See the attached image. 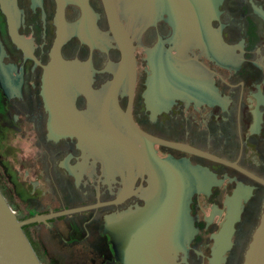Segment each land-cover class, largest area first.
Returning a JSON list of instances; mask_svg holds the SVG:
<instances>
[{"label": "flooded vegetation", "instance_id": "1", "mask_svg": "<svg viewBox=\"0 0 264 264\" xmlns=\"http://www.w3.org/2000/svg\"><path fill=\"white\" fill-rule=\"evenodd\" d=\"M146 1L114 0L136 78L111 92L121 50L103 0L88 16L66 4L55 85L57 0H0V190L19 220L47 216L23 226L42 264L245 261L264 211V0H195L206 38Z\"/></svg>", "mask_w": 264, "mask_h": 264}, {"label": "water", "instance_id": "2", "mask_svg": "<svg viewBox=\"0 0 264 264\" xmlns=\"http://www.w3.org/2000/svg\"><path fill=\"white\" fill-rule=\"evenodd\" d=\"M103 1L106 7L110 26L115 34L118 46L121 50V63L117 71L116 80H114L112 84V92L113 85L120 83L125 78L126 74H129L131 83L135 82L136 61L132 40L119 18L118 12L115 8L114 0ZM68 2L79 4L83 8L85 16L89 15V0H57L60 25H58L57 37L52 48V60L49 68L45 72V83L48 85H55L65 82L63 78L66 76L65 69L67 68V63L63 60L60 51L61 46L68 38V29L67 26H65V20L63 18L64 9ZM145 2L147 1L145 0ZM164 3L166 4L167 8H169L172 16H176L174 17V21L178 28H181L182 31L193 32L192 35L195 34L196 37H207L210 30L207 32L208 26H205L203 20L206 11L201 7V5H198L195 0H176V3L174 0H164ZM3 10L7 15L13 38L17 41H20L22 38H19L17 34V26L20 22V12L16 7V2L14 1L13 10L8 4L5 3L4 5L3 2ZM176 69H178L177 72L179 75V82L175 83L181 85V88H179L178 92L191 93V83H193L190 72L191 66H176ZM105 123L108 127V131L111 133V135H113V128L110 127L109 123ZM118 139L123 144L128 145L126 138L119 136ZM166 196H168V192L166 193ZM46 217L47 216H34L26 220H19L16 213L0 190V264H42L27 235L25 234L23 226L34 221L39 222L45 220ZM166 217V219L169 221L173 216L167 215ZM187 218L188 215L186 216V214L183 212L182 216L180 217V220L182 221V227L186 226ZM152 242L154 243V241ZM150 248L151 250H156L151 245L146 246L140 256H143L144 253ZM129 253L125 252L124 254L129 258H134L133 256L135 255V251L132 255ZM149 257H152L149 260L156 261L154 253H150ZM243 264H264V211L262 213L260 223L253 234V238L246 252L245 261Z\"/></svg>", "mask_w": 264, "mask_h": 264}]
</instances>
